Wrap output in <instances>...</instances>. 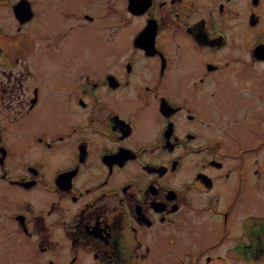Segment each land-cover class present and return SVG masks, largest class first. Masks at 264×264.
Here are the masks:
<instances>
[{"label": "flooded vegetation", "instance_id": "flooded-vegetation-1", "mask_svg": "<svg viewBox=\"0 0 264 264\" xmlns=\"http://www.w3.org/2000/svg\"><path fill=\"white\" fill-rule=\"evenodd\" d=\"M21 1L10 4L17 30L6 43H12L14 59L24 51L21 44L28 51L38 45L37 28L31 22L24 32L23 25L42 8L32 0L23 8ZM45 1L53 20L49 26H61L39 35L47 50L32 64H50L49 56L74 62L81 77L63 92L59 82L47 76L43 81L57 89L54 96L73 100L77 107L66 114L49 99L51 107L38 109L45 87L35 83L22 120L40 129L32 138L50 149L48 156L51 148H60L72 162L54 170L57 198L36 211L33 199L25 197L22 207L13 210L15 219L27 229L34 212L59 213L73 225L80 219L82 228L94 233L83 243L86 253L96 264H108L115 256L103 253L99 244H114V235L122 240L119 216L106 219L87 212L89 201L76 212L64 203L57 207L63 198L77 201L83 193L107 195L100 201L107 205L113 197L126 217L124 251L118 252L126 264H264V210L248 200L252 192L257 196L259 170L253 166L264 160L259 154V140L264 141V0ZM25 10L31 17L21 22ZM114 16L120 30L117 35L109 29L107 41L98 39V30L83 29ZM250 27L256 36L243 45ZM78 47L89 52L87 59H78ZM0 55L4 61L11 58L4 44ZM49 110L61 111L51 124L38 125L36 115ZM8 128V122L0 121V130ZM13 149L7 159L15 156ZM0 151V179L26 190L51 185L36 167L45 164L42 158H26L17 164L22 171L13 172L1 146ZM138 169L147 176L144 183L131 175ZM189 169L188 179L181 174ZM84 175L83 185H75ZM166 176L176 177V184L166 182ZM150 193L151 201L146 200ZM1 203L2 197L0 213L9 212ZM114 219L119 224L115 231ZM214 229L228 233L223 238Z\"/></svg>", "mask_w": 264, "mask_h": 264}, {"label": "rangeland", "instance_id": "rangeland-1", "mask_svg": "<svg viewBox=\"0 0 264 264\" xmlns=\"http://www.w3.org/2000/svg\"><path fill=\"white\" fill-rule=\"evenodd\" d=\"M12 1L14 0H7V2L0 0V44H4L6 54L11 57L7 59L8 61H4V59H1L2 56L0 55V121L4 123L8 122L12 128L11 131L9 128L5 131H2V129L0 130V146L1 150L3 149L5 152L3 155L4 160L6 162H10L13 172L22 171L21 166L17 164L21 163L26 158L31 160L38 157L42 158L45 161V164L41 163L36 167L39 170L43 169L44 172H46V177L51 185L46 186L39 183L37 187L26 190L25 188H20L17 185H12L3 179H0V198L2 197L1 204L2 207H5L9 211H2L0 213V264H96L97 260L94 259L96 261L95 262L90 256V253H86L83 247V243H88L90 237L93 236L94 233L86 232L80 224V219L77 221L78 224L73 225L68 217L63 216L62 214L34 212V216H32V219L29 222V228L27 229V227L24 226L23 221H19L13 216V210L17 208L20 209L22 207L21 200L25 197L30 198L31 200L33 199L34 210L36 211L39 210V207L48 206L51 199H56L57 192L54 190L57 186L52 185L54 170L72 162V160L63 153V151L59 150L60 148L55 150L51 148L52 152L48 156L47 153L50 149L47 148L44 143L36 142L32 138L33 132L40 131V129L32 128L29 121L22 120L24 116L23 110L31 96L32 87L35 83H42L45 87V89L43 88V98L38 106V109L51 107V104H48L47 101L49 99H54V103L59 104L65 110L66 114H73L72 108L77 107L75 102L73 100L68 101L64 97L54 96L53 94L58 91L49 81L59 82L62 85L61 92H63L65 86L75 82V80L81 76L78 74L79 69L75 63L67 60L66 58L61 60L49 56L50 64L48 61L40 59L42 65L38 66L39 68L32 64L33 57L35 58L37 55L39 57V53L43 50V48L47 50L45 41L40 39L39 35L53 33L54 31L51 29H56L61 26V24L49 26L53 20L49 18L45 9V0H32V2L39 5L42 10L34 18V20L26 22L23 25L24 32L28 30L29 26L27 24L31 22L30 26H35L37 28V31L39 32L36 34V45L38 43L37 47H35L32 51H28L26 46L21 44V46L24 47V51L20 54L21 57L14 59V53L11 50L12 43H6V41L10 38L12 31L17 30L15 27L16 23L14 20L13 10L10 7ZM21 4L23 8H25L27 0H22ZM116 6L119 7L118 5ZM98 9L100 12H105L104 6L99 5ZM19 17L21 22L28 21L31 17V13L25 10L22 16ZM118 18L119 17L114 16L112 19L107 18L105 20H99L96 25L93 24L92 26H83V29L90 27L93 30H98V39L107 41L105 35L109 29H116L117 35L119 33L120 27L117 26ZM2 29H4V31H2ZM248 30L243 34V45L251 43L253 41L252 39L256 36V28L250 27ZM71 38H73V36H71ZM74 51L76 52L78 59H87L89 57V52L84 49L78 47L74 48ZM70 54V52H67L66 57L68 58V55ZM16 60H18V63L15 62ZM72 67H74V69H72ZM46 76L47 78H50L49 81H43V78ZM15 81L17 82L13 85V82ZM69 103L70 106L68 105ZM60 111L61 110H49L48 112H41L36 115L37 124H51L54 114L59 113ZM211 121L213 122V120ZM57 128H61V126L55 127L53 130ZM6 141H8L10 145L5 143ZM4 146L6 147V151ZM259 146V154L263 155L264 141L261 139L259 140ZM13 147L14 149L12 152L16 154L14 157L11 155L10 159H7L6 156ZM146 158H148V156ZM21 164H23V162ZM253 167H257L259 170L257 177V196L252 192L251 195L248 196V200L251 203L257 201V207L260 211L264 210V160H260V162L255 164ZM194 168L195 167L192 169ZM124 173L122 172L120 176L123 177ZM191 173L192 170L189 169L181 175L186 176L189 179ZM131 175H136L134 177L139 179L142 183H144L147 178L141 169H138L137 171L134 170ZM86 177L87 176L85 175L80 177L79 180H76L75 185L82 186ZM97 179V176H95V179L93 180ZM165 181L176 184V177L166 176ZM92 194L93 193L89 192L83 193L82 197L77 201L63 198L62 201L55 204H57L59 209L60 205L64 203L69 210L76 212L84 210V208L79 204L84 201H89L90 204L87 212L91 211L93 213H97L99 216L106 219L108 215L111 218H114V215L119 216L120 224L122 226V240L120 237L114 235V244H112L111 241H108L105 244L100 243L99 245L102 247L103 253L115 256L112 260H109L108 264H126V261L121 260L124 256L118 255L119 251H124L125 224L123 221V207L118 201L114 202L115 200L113 197L108 198V203L106 205L100 200L107 198V195L99 196ZM153 199L154 195L150 193L146 200L151 201ZM166 202L170 203V201L167 200ZM243 205H245V202ZM112 210L114 211V214L112 213ZM20 218L22 219V217ZM125 218L126 217L124 216V219ZM111 226L113 231H115L119 224L114 219V224ZM214 231L217 235L223 238L228 233L226 229H214ZM74 256L77 258L72 263Z\"/></svg>", "mask_w": 264, "mask_h": 264}]
</instances>
